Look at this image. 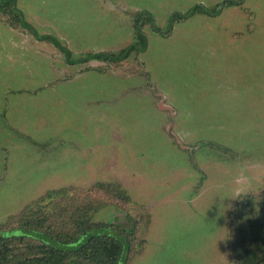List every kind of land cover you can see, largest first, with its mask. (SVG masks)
Masks as SVG:
<instances>
[{"label":"rangeland","instance_id":"obj_1","mask_svg":"<svg viewBox=\"0 0 264 264\" xmlns=\"http://www.w3.org/2000/svg\"><path fill=\"white\" fill-rule=\"evenodd\" d=\"M14 2L25 26L0 3V228L97 206L94 222L135 227L130 264H232V212L247 224L264 191V0ZM53 38L72 59L140 46L70 64Z\"/></svg>","mask_w":264,"mask_h":264},{"label":"trees","instance_id":"obj_2","mask_svg":"<svg viewBox=\"0 0 264 264\" xmlns=\"http://www.w3.org/2000/svg\"><path fill=\"white\" fill-rule=\"evenodd\" d=\"M0 1L1 4L10 3L19 25L25 26L14 0ZM198 11L215 12L213 9L197 5L189 14ZM182 17L185 16H178ZM148 20L152 19L149 17ZM140 21V18L136 20V29L139 40L144 41L138 24ZM44 37L50 41L47 36ZM52 43L58 49L64 50L65 60L70 64L91 58L120 61L133 50L137 51L139 45L136 41L118 52L88 53L72 59L69 51L62 48L56 39L52 40ZM242 206L251 209V200L244 198ZM96 207L92 209L90 206H76L74 210H69L68 206L61 205L58 213L53 215L62 220L61 225L55 223V220L49 221L51 217L34 211L26 213V210H23L16 225L10 226L9 223L0 228V264H130L134 256L132 242L135 239V227L133 225L123 227L113 222H94L92 210H96ZM242 214L243 212L239 210L232 212L229 236L231 262L264 264V191L261 208L254 216L246 219L247 224L243 223ZM65 222L68 223L65 225Z\"/></svg>","mask_w":264,"mask_h":264}]
</instances>
